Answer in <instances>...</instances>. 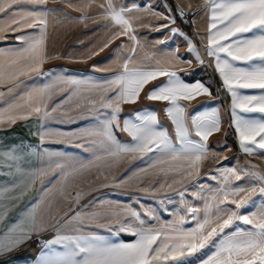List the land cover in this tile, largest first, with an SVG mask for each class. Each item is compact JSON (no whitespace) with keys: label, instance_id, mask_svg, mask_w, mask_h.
I'll list each match as a JSON object with an SVG mask.
<instances>
[{"label":"snow or ice","instance_id":"snow-or-ice-1","mask_svg":"<svg viewBox=\"0 0 264 264\" xmlns=\"http://www.w3.org/2000/svg\"><path fill=\"white\" fill-rule=\"evenodd\" d=\"M48 2L0 0V14L10 17L8 23L0 24V33L35 30L16 37L20 47L0 50V89H6L0 91V102H4L0 126L35 117L41 122L42 144L46 138H55L54 142L81 148L90 158L45 151L41 166L26 170L19 156L11 151L5 154L6 160L15 162V172L7 175L19 178L0 185V256L15 251L33 235L55 231L53 239L42 241L35 264H188L197 257L198 264H264V169L251 163L239 168L217 166L202 177V166L210 156L209 137L221 131L220 112L212 108L189 117L188 105L182 102L212 97L210 86L186 82L180 73L187 69L181 64L190 67L192 61H181L175 51L149 65L134 59L141 47L138 27L157 32L169 28L173 35H185L171 27L176 21L172 6L163 4L161 12L150 4L87 0L77 7L82 13L79 23L94 19L89 9L95 5V18L110 24L106 41L93 56L121 37L132 45L130 49L127 44L119 46L128 54L109 76L86 79L44 70L46 63L60 58L48 52L47 12L38 10ZM20 5L32 9L17 10ZM203 7L210 13L205 51L231 96L229 127L244 154L264 153V0H203ZM175 8L182 19L190 14L178 3ZM145 16L166 23L153 28L151 22L141 23ZM186 39L188 51L204 64L195 44ZM154 55L144 59L153 60ZM94 71L109 70L94 66ZM43 77H47L43 84L26 83ZM161 77L162 82L145 92L147 85ZM22 86L24 90L16 96ZM245 90H259V94ZM141 93L149 101L166 103L164 112L173 125L174 138L153 109L138 110L121 126L122 106L137 103ZM86 118H93L95 124L78 131L45 127L49 120L68 123ZM117 131L127 133L131 141H120ZM227 159L221 157L217 164ZM138 160L148 163L138 170H120L121 165ZM202 179L215 186L200 183ZM37 182V197L14 222L9 221V214ZM93 185L132 189L153 198L160 195L164 197L161 205L170 201L172 193L179 197V207L170 212L171 219L164 220L138 199L139 208L111 199L82 205L84 197L96 190ZM190 187L196 190L190 192ZM57 196L71 206L54 209ZM121 234L131 239H120Z\"/></svg>","mask_w":264,"mask_h":264},{"label":"crops","instance_id":"crops-1","mask_svg":"<svg viewBox=\"0 0 264 264\" xmlns=\"http://www.w3.org/2000/svg\"><path fill=\"white\" fill-rule=\"evenodd\" d=\"M167 4L171 6V4L166 0ZM174 5L177 3L181 5L186 11H189L191 14V26L190 30H186L179 22V20L176 18L175 24L176 28L179 29L180 33H183L185 35L176 34L173 35L171 32L168 33L171 35V38H166L164 41H166L164 44H160V47L156 49L154 52H144V53H136V56L134 57L135 60L141 62L144 65L153 64L155 59L161 58L167 53L171 52H177L179 58L181 61H192L191 66L189 67L186 63H182L181 67L186 68L187 72H181L182 78L188 82L192 83L195 81H201L204 82L206 85L210 86L212 90V97L207 96H199L196 97L193 101L189 102H182L188 105V115L189 117L198 111H204V110H211L212 108L219 109L220 112V118H221V131L217 133H213L208 140L209 150H210V156L209 159L206 160L202 166L201 169V176H205L207 173L204 171L207 167L210 166L211 162L214 161L212 159V151L220 150L221 147H219L220 144L224 141L227 135V131L229 128V125L227 126L225 118L227 117V109L224 105L223 101V94L228 93L223 88L222 81L219 77V80L221 84L218 86L215 83L214 75H218L214 68V62L213 59L208 57L205 51V45L207 43V28H208V17L210 15L207 8L203 7V0H173ZM189 5H191V9L189 10ZM17 10L20 8H24L27 10H31L32 6L29 5H20L16 6ZM38 10H45L46 6H41ZM194 13V14H192ZM172 15H176V8H172ZM10 20V17L7 14H0V24L8 23ZM194 21V23H193ZM34 29H25L22 32H7V33H0V50L9 49V48H17L21 45L16 40V37L18 35H22L25 33H31L34 32ZM174 36V37H173ZM177 36V38H175ZM187 38L191 39L193 44H195L196 48L199 50L200 56L204 59L205 63L200 64L196 58L194 53H190L188 51V43ZM170 41V42H167ZM140 48V47H139ZM154 55L153 60H146L144 59L148 55ZM117 59H113V61H116ZM109 65V64H108ZM107 65V66H108ZM98 69V68H97ZM55 73L63 72L70 76H76L78 78H86V79H101L106 78L111 73L104 72L100 73V71H94V72H83V71H74L70 69H56L51 70ZM219 76V75H218ZM163 77H161L158 81L153 82L150 85H147L145 88V92H147L150 88L154 87L156 84L163 81ZM47 80V77L43 78H37L35 80H29L27 81V85H33V84H43ZM24 90V86L21 87V89L17 90V93L15 94L18 96L22 91ZM0 91H6V89H0ZM252 91V90H251ZM145 93H141V95ZM10 99V98H9ZM146 99V98H145ZM141 100V98H140ZM139 100V101H140ZM147 100V99H146ZM149 101V100H148ZM231 101V96H230ZM150 102V101H149ZM156 102V101H153ZM162 105L159 106L157 104H151L146 103L143 104L133 110H128L126 112L122 113L121 117V126L123 125V121L126 117L134 116L135 113L138 110H147V109H153L157 112L158 117L160 119L161 124L166 127L170 133L173 134L174 138V131H173V125L171 121L166 116L164 109L166 107V103L161 102ZM131 105V104H126ZM126 105H123L125 108ZM231 105V102H230ZM229 105V107H230ZM4 106V102H0V107ZM161 113H163L166 117V120L161 119ZM95 124V120L93 118H86L83 120H77L74 122H68L64 123L59 120H49L45 123V127L47 128H53L58 129L63 132H73L78 131L80 128L86 127V126H92ZM42 131L41 128V122L35 118H29L27 120H18L13 125H5L0 126V185H7L11 184L14 179H18L19 177L15 176H9L7 175L8 172H15V162L6 160L5 154L8 152H12L15 155L20 157L19 164L24 169H33L38 168L41 166V159L42 154L47 152H59V153H66L71 156H79L82 158H90V154L85 153L81 148H77L74 145L68 144V143H58L54 142L55 138H46L45 142L42 144L40 139V133ZM125 134L127 137H125ZM117 138L122 142H130L131 138L127 135V133L122 131V136L120 132L117 133ZM194 135V134H193ZM218 145V147L210 148V146ZM220 156V155H218ZM227 157V154L221 155V157ZM220 157V158H221ZM240 159L235 161L233 164H229L226 161L223 162L222 165L217 164V160L214 162L213 166L214 168L217 166H236V167H244L248 166L249 163L258 165L260 168V163L249 156H246L243 154V152L240 150L239 154ZM139 168L140 166L145 167L148 161H134L131 164L125 163L121 165V171H123L125 168L132 169L134 168L133 164ZM8 164H12L13 167L10 169L7 167ZM133 166V167H132ZM211 181L208 180H201L200 183H210ZM46 187H50V185H46ZM85 189H87V185H83ZM93 187L96 188V190L89 192L87 196L84 197V199L81 201V204H87L89 201H92L93 199H111L116 200V197H118L119 200L126 199L131 200L133 202H136L137 199L131 197L124 196L123 193H116L114 188L110 187H99L98 185H93ZM40 189V184L37 182L36 186L28 193L27 196L24 197L22 201L19 202L18 207L14 208L12 212L9 214V221L14 222L17 214L20 213L25 207H27L38 195V191ZM196 190L195 187H190L189 191ZM119 194V195H118ZM172 200L167 201L165 204L161 205L159 203V200L164 198L160 195H157L155 197V202L153 203V206L158 208L159 214L162 219L168 220L171 219V209L170 204L167 206V203H175L177 196H175L172 193L168 194ZM123 197V198H121ZM146 198V197H145ZM179 199V197H177ZM140 203H142L143 199H138ZM144 202H146V199H144ZM147 203V202H146ZM71 205L65 201H62L59 199V197H56V202L53 205V208L59 207L61 211H63L65 208L70 207ZM172 207V206H171ZM190 226V225H189ZM95 231L100 232V234L107 235V231L104 229H94ZM56 233L55 231H48L45 233H42L40 236H44L47 240H51L55 237ZM120 239H124L125 241L131 239L127 234H121L119 237ZM115 239V238H114ZM42 244H39V237H36L33 235V238L29 241H27L25 244L21 245L19 248H17L15 251L0 256V264H35V261L41 254ZM57 250H62L61 246L56 245ZM192 260V259H190ZM189 262V261H188ZM198 264V261H197Z\"/></svg>","mask_w":264,"mask_h":264},{"label":"rangeland","instance_id":"rangeland-1","mask_svg":"<svg viewBox=\"0 0 264 264\" xmlns=\"http://www.w3.org/2000/svg\"><path fill=\"white\" fill-rule=\"evenodd\" d=\"M87 2V0H49L46 6L47 12V49L49 54L59 56V59H53L44 65L45 72L56 70V69H70V70H78L83 72H94V66L98 69H108L109 71H100V73H111L112 70H116L118 66V61L122 63L123 59L127 57V51H121L119 46L121 44H127L128 49L131 48V43L127 41V38L121 37L119 40L113 42L109 45L108 48L104 49V51L99 52L98 55H92L93 52H97L100 47L103 46V43L107 39L108 29L110 24L105 23L99 18H95V14L98 11L95 5L91 9H89V15L93 16L94 19L88 20L85 23H79L78 18L81 16V12L77 11V7H83V5ZM103 2V0H97V3ZM124 3L128 6L132 4H137L140 6L152 5L156 8L157 11L164 12L163 4H167L166 0H124ZM70 4L72 6H70ZM168 5V4H167ZM133 15H137V13H133ZM176 18L181 23H191V14L190 17L187 16V19L183 20L176 16ZM187 21V22H185ZM151 22L152 27H157L159 24L166 23L164 20H153L151 17L145 16L141 21L142 24H147ZM171 27H176V24L171 25ZM169 28L162 29L161 31H153L151 28L138 27L137 34L141 42V47L137 48L136 53H150L156 51L158 47H160V43L158 41L165 40L166 38H171ZM172 33V32H171ZM174 37V36H173ZM177 38V36L175 37ZM170 42V41H167ZM90 57V58H89ZM113 59H117L113 61ZM109 64V65H108ZM108 65V66H107ZM224 88V87H223ZM225 90V88H224ZM246 94H259V90H245ZM231 102V101H230ZM229 102V105H230ZM151 103L157 104L159 106L162 105L161 102H153L145 99L144 94L141 95V100L135 104L126 105L123 108V112L128 110H133L143 104ZM226 107V106H225ZM227 109V108H226ZM122 112V113H123ZM163 114V113H161ZM164 115V114H163ZM259 115V114H256ZM120 116V122H121ZM162 120H166L161 117ZM231 105L229 107V112L227 110V117L225 118L227 126L231 124ZM121 134L122 131H117V133ZM125 137L126 134H125ZM218 147V145L210 146V148ZM220 150L212 151V159L214 161L211 162L210 166L207 167L204 171L207 173L209 169H214V162L218 160L221 155L227 154L228 159L227 163L233 164L235 161L239 160L240 149L238 147L236 134L233 128L229 127L227 131L226 138L220 144ZM244 154V153H243ZM220 155V156H218ZM249 156L247 154H244ZM256 159L260 163V169H264V153H260L257 151L256 155L249 156ZM136 163L133 164L134 168L132 170H138L139 168ZM132 166V167H133ZM243 183V182H241ZM210 184L215 186V182L211 181ZM195 191V190H192ZM116 193H123L124 196L131 197L130 199H143L142 204L154 208L159 214V210L153 203L155 202V198L148 195H141L136 190H123V189H115ZM119 195V194H118ZM146 197V198H145ZM123 198V197H121ZM175 203H167V206L170 204L171 211L177 209L179 207V199L177 197ZM191 199V197H187ZM119 198L116 197L117 201ZM146 199V202H144ZM172 200V199H170ZM121 203H129L132 204L133 207L139 208V205L136 202L131 200L126 201V199L119 200ZM194 203H199L194 201ZM172 206V207H171ZM169 207V206H168ZM252 209H249V211ZM160 215V214H159ZM199 257L189 260L188 264H197Z\"/></svg>","mask_w":264,"mask_h":264},{"label":"trees","instance_id":"trees-1","mask_svg":"<svg viewBox=\"0 0 264 264\" xmlns=\"http://www.w3.org/2000/svg\"><path fill=\"white\" fill-rule=\"evenodd\" d=\"M167 1L171 4L172 8L175 7L173 0H167ZM187 16L190 17V14L187 15ZM181 19H182V18H180V20H181ZM183 20H184V19H183ZM181 25H182L186 30H190V26H191V23H190V22H188V23H181ZM214 80H215V83H216L218 86L221 84L218 75H214ZM223 101H224V105L226 106V108H227V110H228V112H229L230 95H229L228 93L223 94ZM161 117L164 118V115L161 114ZM236 139H237V138H236Z\"/></svg>","mask_w":264,"mask_h":264},{"label":"built area","instance_id":"built-area-1","mask_svg":"<svg viewBox=\"0 0 264 264\" xmlns=\"http://www.w3.org/2000/svg\"><path fill=\"white\" fill-rule=\"evenodd\" d=\"M177 17H179V16H177ZM183 19L184 20L187 19V16H185ZM42 241H46V238L44 236H39V244H42Z\"/></svg>","mask_w":264,"mask_h":264}]
</instances>
